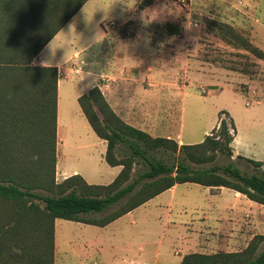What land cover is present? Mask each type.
Returning <instances> with one entry per match:
<instances>
[{"label":"rangeland","instance_id":"rangeland-1","mask_svg":"<svg viewBox=\"0 0 264 264\" xmlns=\"http://www.w3.org/2000/svg\"><path fill=\"white\" fill-rule=\"evenodd\" d=\"M148 3V0H139L132 13H139ZM158 4L170 14L153 20L155 22L151 24L137 15L124 23L126 18L118 11L124 7L118 0H89L57 34L56 43L66 49L57 50L56 55L73 57L77 51L92 44L81 52L82 56L78 59L84 62L76 67L84 72L90 69L89 62L105 58L101 49L106 42H96L95 39L97 33L101 35L103 23H115L109 41L118 39L124 27L123 33L153 31L158 36L159 55L174 54L173 60L171 57L156 59V63L164 60L169 64V83L164 86L163 77L160 80L151 79L154 93H168L163 105L172 106L173 112L160 133L147 128L143 130L153 136L180 138L184 144H199L216 128L220 113L225 112L224 119L230 123L232 117L238 132L234 146L236 151L248 159L264 162V59L240 48L235 38L230 33H224L220 27H233L264 52V0H158ZM70 24H74V29L64 37L63 33L68 32ZM167 24L181 27V32L173 41L166 37ZM229 41L234 44L230 45ZM81 78L88 80L84 82ZM89 79L82 73L62 79L59 151L69 171L79 170L92 184L108 185L116 178V172L102 159L105 146L100 144L101 139L87 123L76 97L90 85ZM145 86L151 87L147 82ZM231 133L235 131L231 129ZM119 152L120 156H124L131 150L121 144ZM148 156L169 165L182 161L179 154L162 149L149 151ZM188 163L195 168L202 167ZM229 163L246 174L258 173L247 160L239 156L230 159L222 153L211 165L226 166ZM146 168L145 161L137 159L133 179ZM88 173L93 176H88ZM242 199L231 189L217 191L197 184H181L174 192L160 194L107 228L57 219L55 264H127L130 260L135 264L146 261L153 264L152 252L162 242L172 264H178L188 253L183 239L192 236L190 224L199 222L203 208L221 205L225 209L223 213L228 215L233 206L241 207L242 201H248L254 207L260 206L246 197ZM118 206H112L105 213L88 216L101 217ZM252 210L255 214L256 211ZM260 210L264 218V207ZM118 240L123 243L129 241L132 247L109 250L110 244H119ZM101 242L104 248L100 246ZM82 244L89 245L87 255L78 252ZM141 249L145 250L146 257H142ZM263 249L264 246L260 251ZM148 252L151 253L149 257Z\"/></svg>","mask_w":264,"mask_h":264},{"label":"trees","instance_id":"trees-1","mask_svg":"<svg viewBox=\"0 0 264 264\" xmlns=\"http://www.w3.org/2000/svg\"><path fill=\"white\" fill-rule=\"evenodd\" d=\"M88 1L0 0V264H55L57 219L105 227L181 184L232 189L264 206V162L239 156L258 171L253 175L233 163L211 165L220 153L234 157L235 124L224 119L225 112L203 142L179 144L126 123L98 86L78 102L92 130L107 142L106 162L122 170L108 185L89 184L79 174L57 180L59 71L33 61ZM220 27L240 48L264 59L247 37ZM165 32L176 35L181 27L167 24ZM121 144L131 153L120 156ZM160 149L182 161L169 165L148 156ZM139 158L147 168L133 179ZM115 205L104 216H88ZM262 246L264 235H256L240 252L191 253L181 264H264Z\"/></svg>","mask_w":264,"mask_h":264},{"label":"crops","instance_id":"crops-1","mask_svg":"<svg viewBox=\"0 0 264 264\" xmlns=\"http://www.w3.org/2000/svg\"><path fill=\"white\" fill-rule=\"evenodd\" d=\"M148 2H150V4L148 3V5L144 7L139 13H132L131 10L129 11L125 10L124 8H119V15L126 18V20L123 22L126 23L137 15V17L141 18L142 20H146L151 24L152 22H155L153 20H158L157 18H162L163 16L170 14L169 10H166L165 8H159L158 0H148ZM146 9L149 10L147 13H145ZM111 34L106 33L102 29V38L96 42H106L101 49L104 52L105 58L101 60L98 54L97 57L99 58L88 63V66L90 67L88 71L83 72L76 66L78 64H81L80 62H84L83 60L78 61V59L82 56L81 52H84L92 44H89V46L83 48L81 51H77L73 57H67L64 54H62V56H58L55 54V56L51 57L52 64L49 67H57L59 71L57 126V180L59 182L70 176L79 174L83 176V178L89 184H92L87 180L86 175L82 174L79 170H74L73 172L69 171L60 156L59 145L61 139L59 138V112L61 105V89L63 78L67 80L69 76L74 73H82L88 76L90 78V85L87 86L83 92H80L76 95L78 100L82 95L88 93L92 88L98 86L103 92L114 112L126 123L136 128L142 130L143 128H147L154 130L155 133H160L161 130L165 128L167 121L171 118V114L173 112L172 106L163 105V99L169 96L168 93H154L152 89L154 87V83L151 79L153 77H155V79L163 77L161 80L162 84L166 86V84L169 83V80H167V77H169V73H167L169 71V64H167V62H165L163 59H168L169 57H171L173 60L172 56H174V54L167 56L164 55V57H161V55H159V50H157L158 36L156 33L150 31L149 29L140 34L130 31L125 32L124 36H122L120 32L118 39L115 38V40L109 41L108 38ZM58 37L59 35L56 36V38ZM166 37L167 39L172 40L176 38V35L169 36V34H167ZM64 49H66L65 46L63 50ZM40 54L35 59V65L38 66L39 60L41 58ZM160 58H163V61L158 60V62L156 63V59ZM71 62H76V64H71ZM83 64L86 65V63ZM145 71L146 73L144 75ZM81 80L85 82L88 79L81 78ZM146 82L148 84L151 83L152 86L150 88H147L145 86ZM213 87L219 89L218 86ZM228 115L229 117H231V114L229 112ZM218 126L219 121L216 125V128ZM211 132L209 133V135L211 134ZM235 132L236 133L234 141L232 143L234 151L233 159H236L238 156H242L236 151L234 147L238 133L236 126ZM154 137H166L176 140L171 135L160 136L158 134ZM179 137L180 134L178 138ZM176 141L179 144H184L183 141L180 140V138ZM100 144L103 147L105 146V153L102 154V159L105 160L107 142L101 139ZM110 168L111 170L116 172L115 177H117L122 170L121 166H110ZM87 175L90 177L93 176L90 173H88ZM177 187L178 185L174 186L168 191L174 192ZM211 189L222 191L228 188ZM232 191L237 195L238 198H241V200H243L242 198L246 197L239 192H236L234 190ZM241 204V207H239L238 205L233 206L228 215H225L223 213V210L225 209L221 205L217 207L208 206L206 207V209L203 208L202 217L199 219V222H193L190 224V232L192 233V236L183 239V244H185L188 248V253L186 255L191 253L212 255L219 252H240L248 246L249 242L253 239L254 236L264 235V218L263 213L260 210L261 207L264 206L260 205L259 207H254L249 204L248 201H242ZM252 209L256 211L255 214L252 213ZM132 212H130L129 214H132ZM114 222L101 228H107ZM117 242L119 244L112 243L109 245L108 249L127 250L132 247V244L129 241L123 243L122 240H118ZM102 243L103 242H101L100 246L104 248V244ZM160 244L161 246H159L156 251L152 252L153 264H172L171 259L167 254V249L164 247V243L162 242ZM140 251L142 257H146L145 250L141 249ZM78 252L81 255H87L89 252V245L82 244L81 246H79ZM178 253L179 252H176V254ZM150 254L151 253L148 252L147 257H149ZM182 260L178 264H181ZM127 264H135V261L130 260L127 262ZM142 264L150 263L146 261Z\"/></svg>","mask_w":264,"mask_h":264},{"label":"clouds","instance_id":"clouds-1","mask_svg":"<svg viewBox=\"0 0 264 264\" xmlns=\"http://www.w3.org/2000/svg\"><path fill=\"white\" fill-rule=\"evenodd\" d=\"M118 2L123 5L125 10H133L136 6V4L139 2V0H118ZM149 10H145V13H147ZM74 29V24H70L68 26V32L63 33L64 37L65 34H71V32ZM101 35L99 33L96 34L95 39L99 41L101 39ZM63 49V46L61 44L56 43V35L50 41L47 45H45V48L42 49L41 54H40V60H39V66L40 67H49L52 64L51 57L55 56L57 50ZM33 64L35 66L36 61H33Z\"/></svg>","mask_w":264,"mask_h":264},{"label":"built area","instance_id":"built-area-1","mask_svg":"<svg viewBox=\"0 0 264 264\" xmlns=\"http://www.w3.org/2000/svg\"><path fill=\"white\" fill-rule=\"evenodd\" d=\"M114 27H115V23H114V22H111L110 24H108V23H103V24H102V28H103V30H104L106 33H110V31L113 30ZM148 86H152V84L149 83Z\"/></svg>","mask_w":264,"mask_h":264}]
</instances>
